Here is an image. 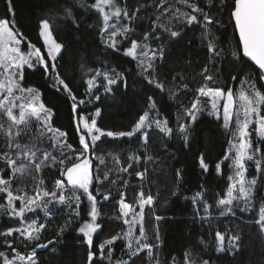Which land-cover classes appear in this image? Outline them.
<instances>
[{"label": "trees", "instance_id": "16d2710c", "mask_svg": "<svg viewBox=\"0 0 264 264\" xmlns=\"http://www.w3.org/2000/svg\"><path fill=\"white\" fill-rule=\"evenodd\" d=\"M94 2L84 0L83 7L77 2L73 7V21L66 18L63 12L64 7L70 5V0H11L12 13H9L8 0H0V19H8L10 25L14 20V30L23 33L27 41L40 48L42 53H46V49L39 36V22L44 18L50 20L55 39L64 45L57 58L60 77L69 84L77 100H85L84 104H77L73 112L74 101L61 86L55 84L53 75L46 73L39 65L35 68L26 67L21 81L23 87L40 93L42 103L51 110L52 127L67 133L66 142L72 146V150L61 155V152L49 147V142L41 147L42 143L37 144L35 139L37 130L31 132L27 128L19 142L35 143L42 151L55 156L57 161L67 156L71 162H76L75 156L81 148V132L76 128L80 117L86 116L90 121L96 119L97 126L104 132H129L139 117L149 111L148 97H152L156 103V109L150 115L166 118L173 134L167 135L156 128L148 133L146 144L141 133L123 137L105 135L96 142L92 151L95 156L94 172L95 177L99 175L103 183L95 179L91 191L97 198L100 211L97 223L101 227L93 235L91 248L86 242L87 238L79 231L81 225L91 219L87 215V196L80 190L76 193L80 195L81 201L79 217L73 211L74 203L69 207L55 200L48 204L50 215H45L44 210L39 208L35 213L26 212V221L37 219L39 223L45 224L39 234L40 239L29 241L19 237L18 233L7 238L0 236V252L10 259L15 255L5 243L7 239L12 247L25 255L37 243L46 244L47 247L36 248L38 264H89V251L96 253L92 264H115L118 260L126 264H186L188 260L196 264H264V230L256 223L259 209L264 206V171L258 172L252 165L249 177L256 178L252 200L247 205L243 201H236L232 212L228 213L218 201L227 196L231 184L229 177L233 169L230 160L225 161L224 156L233 142L235 127L230 125L225 128L223 116L217 118L208 103L201 106L195 123L188 125L187 142L178 127L179 124L187 123L184 110L191 106L197 95L196 90L205 84L202 75L205 67L208 68L207 74L213 77L207 86L237 92L244 88L246 79L252 78L256 88L264 93L263 72L242 54L231 16L233 0H197L199 6L216 21L210 30L219 56L210 54L200 25L189 26L176 18L170 20L171 10L163 12V8L169 5L173 9L189 11L187 5L179 4L177 0H168L164 5H160L159 0H121V6H127L130 16L137 8L140 9L136 13L139 19L131 25L134 31L130 39L142 41L144 34L149 33L146 43L154 50L164 49L163 59H156L154 71L149 69L148 72L138 66V59L126 55L125 49L130 46L127 41L116 49L108 46L102 33V18L90 7ZM124 22L128 23L126 18ZM159 25H165L179 35L170 37ZM23 48L27 50L25 44ZM233 52L237 55L233 56ZM95 70L108 71L112 78L122 74L123 79L111 85V92H105L106 80L102 76L97 77L96 86L89 92L87 80L94 75ZM150 78L162 83L163 89L148 83ZM185 84L187 89L183 88ZM96 96L100 99L96 100ZM97 108L100 109L99 116H95ZM262 113L264 115V106ZM255 135H252L253 145L260 149V157L264 161V138ZM4 141V138L0 140V150H6ZM9 154L15 158L14 153ZM2 155L3 151H0ZM37 155L39 157L41 153ZM201 155L209 166L208 171L201 167ZM97 156L105 159V164L99 166V173L96 172L99 163ZM135 156L140 159H130ZM115 158H118V163ZM129 163L132 165L130 168ZM218 163H221L219 174L216 167ZM67 166H70L69 160H65L64 167ZM0 168L10 174L3 159H0ZM60 168L61 165L57 164L55 167H44L39 173L34 172L35 182L43 180L46 190H56V181L65 179ZM120 168L128 170L123 172ZM145 169L147 172L143 179L136 175ZM105 174L108 175L106 180ZM20 178H14V195H23L24 192L28 196L34 195L35 183L33 186L24 182L21 184ZM141 190L145 196L154 197L153 204L145 207L143 222L145 241L153 246L151 254L145 249L130 259L126 241L121 238L110 246L112 259H107L108 247L104 249L105 257L101 258L99 245L126 231L127 225L121 218L119 203L122 194L125 202L135 204ZM198 193L202 199L194 201ZM57 195H60L59 191ZM64 195L71 197L73 192L67 188ZM105 195H109L108 200L103 199ZM48 199L46 197L45 201ZM205 202L210 206L207 210ZM6 203V194L0 193V204ZM20 206L21 202L16 201V207ZM222 212L225 214L221 215ZM156 217L161 219L157 220ZM19 226L18 218H9L5 212H0V231ZM62 227L65 230L58 234ZM217 232L225 235V250L222 252L217 251ZM237 235L240 238L238 249L230 248L228 240ZM48 241L52 243L48 244ZM0 264H3V257H0Z\"/></svg>", "mask_w": 264, "mask_h": 264}, {"label": "snow or ice", "instance_id": "6c2138e0", "mask_svg": "<svg viewBox=\"0 0 264 264\" xmlns=\"http://www.w3.org/2000/svg\"><path fill=\"white\" fill-rule=\"evenodd\" d=\"M79 2L80 6L84 5V0H70V5L64 7L63 12L66 18L75 20L73 7ZM181 5H187L189 11H181L180 8H174L172 5L163 8V12H169L171 10V16L169 19H180L187 25L193 24L200 25L202 27V35L207 40V47L210 54L219 56L216 45L211 36L210 26L213 25L215 19L204 11L199 6L197 0H177ZM160 5L168 3V0H159ZM9 13H12L11 0H8ZM94 9L102 18L103 28L102 33L106 36V43L109 47L116 49L119 44L127 41L130 46L125 49V53L134 59L139 60V67L144 72H148L149 69L154 71V61L156 59H163L164 49H151L146 41L149 39L150 34L145 33L142 41L130 39L134 29L131 25L139 19L136 15L140 11L137 8L132 15H129L127 6H121V0H95L90 6ZM163 12L161 13L163 15ZM14 15V13H13ZM231 16L234 17L235 27L239 31V39L242 42L243 54L252 61H254L260 69H264V0H233V11ZM200 17V18H198ZM122 18H126L128 23L121 24ZM159 20V17H157ZM115 21V22H112ZM111 22V23H110ZM119 25V26H118ZM15 21L8 19H0V137L4 138L5 144L3 155L0 159L5 161V165L9 172H5L0 168V193L6 194L7 203L0 204V212H5L9 218H18L20 222L19 227H9L4 231H0V236L5 238L11 237L13 233H18L19 237H25L29 241H38L40 239V232L45 228V224L39 223L37 219H32L30 222L24 219L26 212L35 213L36 209H43L45 215H50L48 210V204L52 201H57L60 204H68L69 207L74 203L75 208L73 211L76 216L79 217L80 212V195L76 194L82 190V194L87 196L89 202V209L87 215L91 217L90 221H85L79 231L87 238L86 242L91 248L93 245V234L101 227L97 223V217L100 215V211L97 207V198L91 191L93 184V170L92 160L88 156L90 145L95 148L96 142L101 139L102 136L114 137V136H133L137 132H142V138L147 143L148 129H151L153 125L161 132L172 135L173 129L168 126L166 118L159 119L156 117H150V112L156 109V103L152 97H148L149 111H145L142 116L139 117L138 122L132 131L118 132L112 131L104 132L97 127L96 119H89L87 117H80V122L76 124V128L81 132L79 136V144L81 148L78 154L75 156L76 162H71L70 158L65 156L64 159L57 161L55 156H52L47 151H42L35 143L21 144L19 138L24 133V130L34 120L41 126L40 132L41 138H48L54 140L53 147L60 149L61 155L64 154V149L72 150V146L67 144V133L60 131V129H54L51 127V110L47 109L40 101L39 93L33 89H25L21 86V81L24 79L25 66L28 68H35L37 65L42 66L46 73L53 75L54 82L57 86H61L66 91L73 103V112L76 111L77 104H84L85 100H77L76 96L72 93L69 84L66 83L57 70L58 56L64 47L63 44L57 42L53 35V25L48 18L41 19L39 22V36L43 40V47L46 49V53H42L41 49L36 47L27 38L23 36V33L14 31ZM163 27L170 37H176L178 32L170 30L165 25H159ZM118 37L121 39L118 40ZM25 44L27 51H23L21 45ZM47 56V59L45 58ZM233 56L237 53L233 52ZM91 71V70H90ZM208 68L205 67L202 75L204 76L205 84L199 87L196 92L197 95L191 102V106L184 110V116L187 118V123L179 124V131L183 134L185 142L188 141V125L195 123L197 120V113L201 111L199 107L201 104L200 97H207L211 101V107L214 110V114L219 118V108L217 105L218 100H223V120L224 127L228 128L232 121L233 115H235V130L232 133L233 142L230 143L228 152L224 156V160H231V167L233 169V176L229 177L231 184L228 187L227 196L221 198L218 201L219 205L231 206L234 201H243L247 205L251 200L253 187L256 184V179H246L247 167L246 163L251 161L254 163L258 172L264 171L262 169V159H257L256 155L260 152L259 148L253 150L250 139L249 127L253 123L256 124L254 131L260 138H264V115L261 114L262 106H264V93L255 89V86H250V91L241 88L238 98L239 104L236 106L235 113L234 96L231 89L225 93L221 88L207 87V82L212 81L213 77L208 75ZM103 77L106 80L105 92H111V85L116 84L118 80H122V74H117L115 78H112L108 71L95 70L87 80L88 91L96 86L97 77ZM175 79V77H173ZM235 79V77H233ZM148 83L155 84L159 89H163V84L159 81L149 79ZM187 85H183L184 89H187ZM96 100L100 97L96 96ZM100 115V109L97 108L95 116ZM82 123V128H81ZM86 130V134L84 133ZM48 133L52 136L48 137ZM14 153L15 158L9 153ZM41 153L38 157L37 153ZM98 160L97 169L100 165L105 164V159L97 156ZM118 163V158H115ZM130 159L139 160L140 157H130ZM151 160V157H148ZM65 160H69L70 166L64 167ZM38 161V162H37ZM57 164L61 165L60 172L65 179H59L55 183L54 191L49 192L43 187V180L35 182V173H39L42 168ZM200 164L204 171H208L209 166L204 162V157L201 155ZM132 167L129 163L128 168ZM218 174L221 172V163L217 164ZM128 168H120V171L127 172ZM147 169L144 172H137L136 175L141 179L144 178ZM5 175L8 176L5 179ZM31 176L35 183V194L28 196L26 192L23 195H14V189L12 187L14 178ZM98 183H103V180L99 179V175L95 177ZM104 179H108V175H104ZM71 189L73 196L68 197L64 195L65 189ZM238 190L239 195L233 193ZM20 191H23L21 189ZM57 191L60 195H57ZM49 198L45 201V198ZM104 200L109 199V195L103 197ZM194 201L202 199V196L198 193L193 198ZM16 201L21 202L19 208L16 207ZM154 197L152 195L145 196L143 190L138 193V205L139 212H136L135 208L126 203L123 194L120 200V212L121 218L124 223L128 225V230L124 233L123 239L127 241V249L130 259L138 256L145 249L151 254L153 246L149 243L143 242L146 240L145 230L142 224L144 216L145 205H152ZM205 209L210 206L205 202ZM227 212L231 213L232 208L228 207ZM225 213H221L224 215ZM234 214V213H233ZM157 220L161 219L156 217ZM207 219V217H205ZM140 224L139 235L134 234V230L137 224ZM261 230H264V206L259 209V216L256 220ZM65 230L62 227L58 234H62ZM218 247L217 251L225 250V235L219 232L216 233ZM18 237V238H19ZM118 239H121L119 235L113 236L111 239L106 240L99 245L101 258L105 257L104 249L108 247L107 259L111 260L112 249L111 245ZM158 239V236H157ZM239 236H232L228 240L230 248L238 249ZM5 243L9 245L11 252L15 255L11 259L5 256L3 252H0V257H3V264H38L36 258V248L47 247L46 244L37 243L31 252L27 255L20 253L16 248L12 247L7 239ZM52 241H48L51 244ZM95 252H88V262L92 264ZM190 255V254H189ZM115 264H126L125 261L118 260ZM188 264H191L189 260ZM207 264V262H204Z\"/></svg>", "mask_w": 264, "mask_h": 264}, {"label": "rangeland", "instance_id": "374dc122", "mask_svg": "<svg viewBox=\"0 0 264 264\" xmlns=\"http://www.w3.org/2000/svg\"><path fill=\"white\" fill-rule=\"evenodd\" d=\"M124 20H125V18H122L121 19V21H120V23L121 24H125L126 22H124ZM112 22H115V21H112ZM170 22L171 21H169L168 23H167V25H169L170 24ZM111 23V22H110ZM119 26V25H118ZM13 30H14V28H13ZM15 31V30H14ZM106 36L104 35V40H105V42H106ZM58 42V41H57ZM150 47V46H149ZM21 48H22V50L23 51H27V50H25L24 48H23V44L21 45ZM151 48V47H150ZM152 49V48H151ZM27 66H25V68H26ZM252 85H254L255 86V84H254V82H253V80H252V78H249V79H246L245 81H244V88H245V90H249L250 91V86H252ZM21 86L23 87V85H22V83H21ZM207 87H210V86H207ZM24 88V87H23ZM210 88H214V87H210ZM25 89H27V88H25ZM255 89L256 90H258V91H260L259 89H257L256 88V86H255ZM34 90V89H33ZM241 90V89H240ZM240 90L239 91H237V92H235V91H233L232 90V92H233V96H234V107H233V112L235 113V111H236V106H238V104H239V98H238V94H239V92H240ZM225 91V93H227V91L228 90H224ZM35 92H37V93H39L38 91H36L35 90ZM261 92V91H260ZM262 93V92H261ZM39 97H40V93H39ZM202 101H201V104H200V108H201V106H204L205 104L204 103H208L209 105H210V107H211V101H210V99L209 98H207V97H202V99H201ZM40 101L42 102V100H41V97H40ZM223 104H224V101L223 100H218L217 101V105H218V108H219V116L220 115H222L223 116ZM211 109H212V107H211ZM212 111L214 112V110L212 109ZM261 114L263 115V113L261 112ZM83 117H86V116H83ZM150 117H153V116H151L150 115ZM89 122H90V120H89ZM230 125H232V126H234L235 127V115H233V118H232V121L230 122ZM51 127H52V125H51ZM98 127V126H97ZM53 128V127H52ZM81 128H82V123H81ZM256 128V124L255 123H253L252 125H250V127H249V132H250V139H251V143H252V148H253V150H255L256 148L254 147V145H253V137H252V135L255 133L256 135V137L258 136L257 135V133L254 131V129ZM27 129H30V131L31 132H34L35 130H37V135H36V140H37V144L39 143V142H41L42 143V145H41V147H43V145L45 144V143H47V142H49V147L50 148H52V149H54V150H57V151H59L60 152V149L59 148H57V147H53V144H54V140H52V139H48V138H41L40 137V132L42 131V129H41V126H40V124L38 123V122H36V121H32L29 125H28V127H27ZM152 129H156L155 128V126L153 125V127L151 128V129H148L147 131H148V133L152 130ZM159 130V129H158ZM84 133L86 134V130H84ZM138 133H141L142 134V132H137V133H135V134H138ZM134 134V135H135ZM52 136V134L51 133H48V137H51ZM259 137V136H258ZM86 138H88V139H90V137H87V134H86ZM0 140H2V137H0ZM2 142V141H1ZM4 144H5V141H4ZM26 144V143H25ZM68 151V149H64V153L65 152H67ZM93 148L91 147V145H90V149H89V152H88V156H89V158L92 160V170H93V176H94V179H93V182L95 181V172H94V161H95V156H93ZM256 158L257 159H262L261 157H260V152L256 155ZM230 163H231V160H230ZM252 165H254V163L253 162H251V161H249V162H247L246 163V167H247V173H246V179H248V180H251V179H256V178H252V177H249V169L252 167ZM96 172L97 173H99V170L98 169H96ZM234 174V173H233ZM233 174H232V176H233ZM20 180H21V184H22V182H24L25 184H30L31 186H33V178L32 177H29V176H24V177H21L20 178ZM65 182H66V178H65ZM255 187H256V184H255V186L253 187V191H254V189H255ZM67 189V188H66ZM65 189V190H66ZM253 191H252V195H253ZM234 195H239V193H238V190L236 191V192H234L233 193ZM252 195H251V200H252ZM250 200V201H251ZM127 203V202H126ZM235 203H236V201H234L233 202V205H231V206H225V210L227 211V208L228 207H233L234 205H235ZM134 208H135V210H136V212H139V205H138V202L137 203H135V204H131ZM145 207H146V205H145ZM145 207H144V211H145ZM91 220V219H90ZM89 220V221H90ZM97 222V221H96ZM143 222H144V216H143V221H142V224H143ZM98 230V229H97ZM128 230V225H127V227H126V231ZM139 230H140V224L138 223L137 225H136V228H135V230H134V234L136 235V236H138L139 235ZM125 231V232H126ZM125 232H123L121 235H120V237L121 238H123V235H124V233ZM96 233V232H95ZM94 233V234H95ZM93 234V235H94ZM126 241V240H125ZM143 242H145L146 243V241L144 240ZM126 245H127V241H126ZM10 259V258H9ZM123 261V260H122ZM188 262H189V260L186 262V264H188ZM191 264H196V263H194L192 260H191ZM202 264H204V263H202ZM207 264H210V263H208L207 262Z\"/></svg>", "mask_w": 264, "mask_h": 264}, {"label": "water", "instance_id": "95a60500", "mask_svg": "<svg viewBox=\"0 0 264 264\" xmlns=\"http://www.w3.org/2000/svg\"><path fill=\"white\" fill-rule=\"evenodd\" d=\"M233 22H234V24H235L234 17H233ZM236 30H237V34H238V37H239V31H238L237 28H236ZM239 40H240V39H239ZM240 43H241V49H242V42L240 41ZM242 54H243V51H242ZM243 56H244L246 59H248L249 61H251L256 67L259 68V66H258L254 61H252L251 58L245 56L244 54H243ZM259 69H260V68H259ZM260 70L263 72L262 82H263V85H264V69H260Z\"/></svg>", "mask_w": 264, "mask_h": 264}]
</instances>
